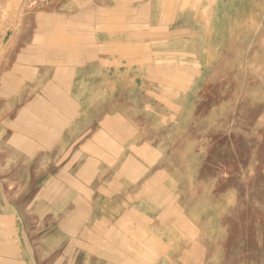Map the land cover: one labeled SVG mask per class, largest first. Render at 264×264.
<instances>
[{
  "label": "rangeland",
  "instance_id": "obj_1",
  "mask_svg": "<svg viewBox=\"0 0 264 264\" xmlns=\"http://www.w3.org/2000/svg\"><path fill=\"white\" fill-rule=\"evenodd\" d=\"M106 189L264 264V0H0V264H102Z\"/></svg>",
  "mask_w": 264,
  "mask_h": 264
},
{
  "label": "crops",
  "instance_id": "obj_2",
  "mask_svg": "<svg viewBox=\"0 0 264 264\" xmlns=\"http://www.w3.org/2000/svg\"><path fill=\"white\" fill-rule=\"evenodd\" d=\"M64 115L72 118L73 111H66ZM139 191L130 189L128 196L133 198L125 201L128 204L121 199V189L98 191L101 192L99 196L106 198L103 201L107 214L103 221L108 224L107 229L118 227L122 218V203L142 213L153 210L156 219L138 220L131 225L129 242L117 237L104 239L105 243L98 241L93 260L102 264H206V253H203L207 247L205 243L201 239L186 236V230L193 228V223L187 226L186 221L170 220L154 201L137 198L143 197L142 194H135Z\"/></svg>",
  "mask_w": 264,
  "mask_h": 264
},
{
  "label": "bare ground",
  "instance_id": "obj_3",
  "mask_svg": "<svg viewBox=\"0 0 264 264\" xmlns=\"http://www.w3.org/2000/svg\"><path fill=\"white\" fill-rule=\"evenodd\" d=\"M9 232V231H8ZM12 234V233H11ZM12 240H13V238H11ZM8 241H10V240H8ZM10 243V242H9ZM10 245V244H9ZM18 249V248H17Z\"/></svg>",
  "mask_w": 264,
  "mask_h": 264
}]
</instances>
